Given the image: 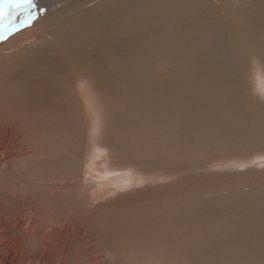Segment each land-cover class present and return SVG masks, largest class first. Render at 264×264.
<instances>
[{
	"label": "bare ground",
	"instance_id": "obj_1",
	"mask_svg": "<svg viewBox=\"0 0 264 264\" xmlns=\"http://www.w3.org/2000/svg\"><path fill=\"white\" fill-rule=\"evenodd\" d=\"M42 5L0 43V264H264V0Z\"/></svg>",
	"mask_w": 264,
	"mask_h": 264
},
{
	"label": "snow or ice",
	"instance_id": "obj_2",
	"mask_svg": "<svg viewBox=\"0 0 264 264\" xmlns=\"http://www.w3.org/2000/svg\"><path fill=\"white\" fill-rule=\"evenodd\" d=\"M43 11L36 0H0V40L31 26Z\"/></svg>",
	"mask_w": 264,
	"mask_h": 264
},
{
	"label": "rangeland",
	"instance_id": "obj_3",
	"mask_svg": "<svg viewBox=\"0 0 264 264\" xmlns=\"http://www.w3.org/2000/svg\"><path fill=\"white\" fill-rule=\"evenodd\" d=\"M36 3H37V6H38V11H39V9H45L44 8V6L42 5V0H36ZM41 15H42V13L41 14H39L38 15V17H37V19L36 20H38L40 17H41ZM35 20V21H36ZM34 21V22H35ZM33 22V23H34ZM32 23V24H33ZM32 26V25H31ZM28 28H30V26L29 27H24V28H21L19 31H16V32H14L12 35H10V36H8L7 38H9V37H12V36H14L15 34H17L18 32H21V31H23L24 29H28ZM6 38V39H7ZM3 40H5V39H3ZM3 40H0V43H2L3 42ZM259 162H261V161H259ZM117 187H115V186H112V187H108L106 190L108 191V195L107 196H112V194L113 193H117V191H118V189H116ZM115 191V192H114Z\"/></svg>",
	"mask_w": 264,
	"mask_h": 264
}]
</instances>
